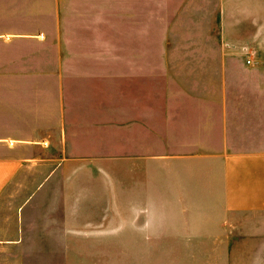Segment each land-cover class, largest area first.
Listing matches in <instances>:
<instances>
[{
    "label": "crops",
    "instance_id": "1",
    "mask_svg": "<svg viewBox=\"0 0 264 264\" xmlns=\"http://www.w3.org/2000/svg\"><path fill=\"white\" fill-rule=\"evenodd\" d=\"M146 1L177 9L195 0ZM223 1L225 20L255 10L236 36L264 55V0ZM81 67L0 81V264H151L154 249L174 264H264V149L207 143L202 123L197 146L144 154L139 119L121 115L123 105L112 140L107 107H76V95L40 88L85 76ZM90 111L101 116L87 120ZM116 143V154L82 149Z\"/></svg>",
    "mask_w": 264,
    "mask_h": 264
},
{
    "label": "rangeland",
    "instance_id": "2",
    "mask_svg": "<svg viewBox=\"0 0 264 264\" xmlns=\"http://www.w3.org/2000/svg\"><path fill=\"white\" fill-rule=\"evenodd\" d=\"M223 2L195 0L170 9L146 0H0V81L63 76L76 69L60 70V64L85 62V76L40 88L76 95V107H107L112 140L123 105L121 115L139 119L144 154L166 153L168 142L197 146L204 125L207 143L264 149V55L257 42L236 36L255 10L225 20ZM17 33L35 36L16 43ZM130 58L150 61L128 64ZM90 112L87 120L101 116ZM82 149L116 154L120 146ZM149 260L174 264L172 254L155 249Z\"/></svg>",
    "mask_w": 264,
    "mask_h": 264
}]
</instances>
